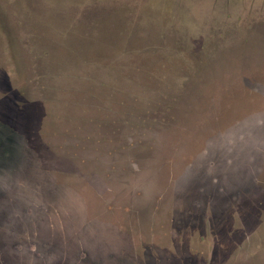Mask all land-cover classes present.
Here are the masks:
<instances>
[{"label":"rangeland","instance_id":"rangeland-1","mask_svg":"<svg viewBox=\"0 0 264 264\" xmlns=\"http://www.w3.org/2000/svg\"><path fill=\"white\" fill-rule=\"evenodd\" d=\"M107 1L149 25L133 38L180 40L177 63L196 64L135 92L162 101L139 127L202 128L191 157L172 147L146 175L150 153L100 140L126 118L71 106L49 74L84 1L0 0V264H264V0ZM158 54L139 65L159 71Z\"/></svg>","mask_w":264,"mask_h":264},{"label":"trees","instance_id":"trees-1","mask_svg":"<svg viewBox=\"0 0 264 264\" xmlns=\"http://www.w3.org/2000/svg\"><path fill=\"white\" fill-rule=\"evenodd\" d=\"M88 1L90 0H85L86 3ZM86 3L83 5L85 15L82 27H78L76 21L72 23L69 21L65 24L63 37L54 41L59 46L56 51L49 54V74L60 82L61 79L69 81L65 88L62 86L61 89L68 94L71 106H76L75 101H81L83 111L99 116V121L103 123L115 121L120 115L124 116L126 118L124 126L128 128H98L101 142L109 146L110 141L115 140L113 144L117 146L123 147L126 144L125 148L134 147L135 151L146 150L150 157L144 172L146 175L155 176L154 172H158L163 165L171 168L168 159L174 161L177 154L171 151L178 153V149L170 151L168 149L175 147L185 153L188 150L186 148L188 140L196 139L202 128L139 127L144 123L139 121L146 117L147 119L155 117L150 111L162 101L137 95L135 92L151 89L152 86L148 84H153L155 77L161 79L169 75L181 77L185 72L195 70L196 64L179 65L177 60L183 51L180 49V40H173L171 47L166 49L161 45L164 43L162 34H158L160 40L157 44L144 41L141 45L137 44L139 46L134 45L131 38L135 35V30L139 32L136 34L140 35L144 33L145 27L139 22L133 24L125 7L122 9L119 7L117 14L121 21L112 29L110 13L102 14L98 7L91 8ZM102 23L108 28L106 37L102 33ZM115 35L118 38L117 45H113ZM148 52L151 55L162 53V59L158 62L159 71L147 64L139 65L144 64ZM162 86H154V89L162 90ZM165 108L168 106L165 105ZM88 130L90 128H69L67 134L73 139H79L80 136L90 138L91 133ZM111 149L113 150L105 149L107 152L105 154L114 151V146ZM179 156L189 159L191 157L190 153ZM175 160H179V157ZM115 162L116 166L124 165L121 161ZM138 167L140 166H136V172L140 170Z\"/></svg>","mask_w":264,"mask_h":264},{"label":"water","instance_id":"water-1","mask_svg":"<svg viewBox=\"0 0 264 264\" xmlns=\"http://www.w3.org/2000/svg\"><path fill=\"white\" fill-rule=\"evenodd\" d=\"M83 1H84V3H83ZM80 3L85 4L86 2H85V0H69V4L73 5V6H77ZM86 5L91 7V8L92 7H98L99 10L102 12V14L104 12H107V14L110 13V16H111L110 17V21L112 22V24H111V28L112 29L114 27H116V25L118 24V21H121L119 19V15L117 14L118 9H119V6L117 4H114V3L109 2L107 0H90V1H88L86 3ZM149 13L152 15L153 13H157V11L154 10V9H151V10H149ZM167 18H168V16H166V14H164V19H167ZM82 25H83L82 23L81 24H77V26L80 27V28L82 27ZM105 26H106L105 23L101 24L102 33L106 37V34H108L107 33L108 28H106L107 26L106 27ZM144 27L147 29L149 27V25L144 24ZM148 37L149 36H137L136 35L134 38H131V42L134 43V44L141 43V42L147 40ZM115 44L116 45L118 44V38H117L116 35L113 36V45H115Z\"/></svg>","mask_w":264,"mask_h":264}]
</instances>
